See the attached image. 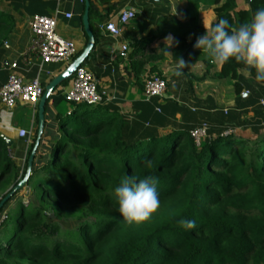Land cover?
Listing matches in <instances>:
<instances>
[{"label": "trees", "instance_id": "trees-1", "mask_svg": "<svg viewBox=\"0 0 264 264\" xmlns=\"http://www.w3.org/2000/svg\"><path fill=\"white\" fill-rule=\"evenodd\" d=\"M12 1L0 0V58L17 24L6 9ZM246 1L250 8L205 0L215 6L212 24L224 18L235 30L264 8V0ZM199 2L188 0L183 20L170 26L176 60L200 57ZM241 69L248 71L231 60L218 76L236 79ZM243 87L235 83L238 95ZM248 89L253 137L208 127L199 143L194 127L159 130L111 117L102 104L74 103L82 112L41 140L27 183L0 209V264H264V106ZM35 141L20 165L0 134V201L24 177ZM124 175L158 179L159 207L140 224H125L116 211L113 189ZM69 217L78 224L64 229ZM181 218L196 227H179Z\"/></svg>", "mask_w": 264, "mask_h": 264}, {"label": "crops", "instance_id": "crops-1", "mask_svg": "<svg viewBox=\"0 0 264 264\" xmlns=\"http://www.w3.org/2000/svg\"><path fill=\"white\" fill-rule=\"evenodd\" d=\"M90 1L89 20L95 35V47L83 66L93 72L98 87L108 92L109 99L102 105L111 117L121 116L131 124H145L159 130L172 126L195 128L204 123L209 130L215 131L232 129L237 133L247 128L256 112V105L249 106L248 96L236 93L235 83L241 81L244 89L256 88L258 100L264 97V83L256 84L248 71L239 70L236 79L220 78L221 65L200 55L196 59L184 60L186 66L182 76L173 75L177 62L171 49L175 35L169 30L172 24L183 20L188 0ZM236 2L239 8H250L246 0ZM214 7L200 0L199 21L202 25H212ZM174 8L175 14L172 13ZM6 9L14 14L17 24L0 58V88L8 79L12 62L17 63L15 71L25 80L40 77L44 86L65 69L59 63L42 62L28 50L33 37L29 20L34 14L56 17L57 32L74 40L79 52L87 44L88 35L83 25L84 0H13L7 3ZM125 9H133L136 17L123 27L120 36H113L100 27L107 21H116ZM67 13H72V17L67 18ZM169 34L174 40L165 48L164 38ZM191 39L192 36L189 37ZM124 44L129 46L127 55L122 54ZM155 70L162 73L167 88L162 97L148 100L144 86L156 74ZM70 84L72 81L69 80L62 83L48 99L41 139L44 145L53 140L62 119L72 112L71 103L66 98ZM20 128L32 130L34 137L37 136L38 106L35 109L31 104L23 103L10 109L0 100V134L6 138L9 151L15 152L21 164L26 141L19 136Z\"/></svg>", "mask_w": 264, "mask_h": 264}, {"label": "built area", "instance_id": "built-area-1", "mask_svg": "<svg viewBox=\"0 0 264 264\" xmlns=\"http://www.w3.org/2000/svg\"><path fill=\"white\" fill-rule=\"evenodd\" d=\"M67 18L72 17V13L66 14ZM136 17L133 9L121 11L117 21L110 20L101 24L100 27L108 31L113 36H120L125 25L129 24ZM29 28L32 32V40L28 50L35 53L42 62L59 63L66 67L79 53L74 40H69L57 32V18L42 14H34L29 20ZM7 44V43H6ZM129 46H122V54L127 55ZM11 73L5 84L0 88L1 102L12 109L18 104H31L35 109L44 93L45 86L40 77L25 80L24 77L15 71L17 63L10 64ZM72 88L66 93V98L73 103H86L89 105L102 104L109 99L108 92L100 89L92 71L85 66H79L73 75ZM167 88V81L164 77L154 74L151 76L145 86L144 92L146 98L162 97ZM250 93L249 89H244L242 95ZM264 105V100L261 99ZM225 112L228 109L224 110ZM208 126L204 123L201 126L191 130V134L200 142L201 137L206 134ZM19 136L25 138L26 151L23 158L25 162L33 142V132L26 128L19 129Z\"/></svg>", "mask_w": 264, "mask_h": 264}, {"label": "clouds", "instance_id": "clouds-1", "mask_svg": "<svg viewBox=\"0 0 264 264\" xmlns=\"http://www.w3.org/2000/svg\"><path fill=\"white\" fill-rule=\"evenodd\" d=\"M172 13L175 14V8ZM203 26L204 33L198 35L193 43V48L199 49L200 55L217 65L231 60L242 63L248 71H254L257 83H264V8H258L250 21L239 24L235 30H230L231 25L224 18L211 26L205 23ZM173 40L171 34L166 36L165 48ZM185 66V61L177 58L173 75L182 76ZM157 184L158 179L154 176L142 179L136 175L121 177L119 184L113 189V196L118 205L116 211L125 224H140L149 220L156 212L160 203ZM176 223L185 230L196 227L193 219L181 218Z\"/></svg>", "mask_w": 264, "mask_h": 264}, {"label": "water", "instance_id": "water-1", "mask_svg": "<svg viewBox=\"0 0 264 264\" xmlns=\"http://www.w3.org/2000/svg\"><path fill=\"white\" fill-rule=\"evenodd\" d=\"M85 2V11L83 14V25L85 32L88 35V41L84 49L77 54V56L70 62L62 72H60L58 75H56L46 86L44 89V93L39 101L38 105V130H37V136L35 145L33 146V149L31 151L29 160H28V167L27 171L24 175V177L19 181V183L0 201V209L3 207L5 202L14 195L17 191H19L25 184L27 183L31 170H32V164L35 157V154L37 152V149L40 145L42 135L44 132V126H45V113H46V105L48 102V99L50 98V95L52 92L60 86L65 81L69 80L75 73L76 69L81 66L86 59H89L91 57V53L94 50L95 47V35L91 29V24L89 20V11H90V0H84ZM76 109V108H75ZM73 109L72 112L75 110ZM71 112V113H72ZM70 113V114H71Z\"/></svg>", "mask_w": 264, "mask_h": 264}, {"label": "rangeland", "instance_id": "rangeland-1", "mask_svg": "<svg viewBox=\"0 0 264 264\" xmlns=\"http://www.w3.org/2000/svg\"><path fill=\"white\" fill-rule=\"evenodd\" d=\"M246 3H247V1H246ZM116 21H117V19H116ZM69 81L71 82L72 81V84H73V76L69 79ZM72 86L73 85H69L68 86V88L70 89V88H72ZM248 89V88H247ZM145 93V92H144ZM251 93H249V94H247V96H249ZM261 99H263L264 100V97H262ZM261 99L259 100V104L260 105H262V106H264L262 103H261ZM67 102V101H66ZM71 103V104H70ZM69 104H70V107L72 108V110L73 109H75V105H74V103L73 102H71V101H69ZM255 106V105H254ZM81 110V108H76L70 115L69 114H67V116H65V118H67V120L69 121V122H71L74 118H75V115H76V113H78L79 111ZM80 112H82V111H80ZM97 116V115H96ZM67 126L68 125H66L65 126V128H67ZM64 128V129H65ZM68 129V128H67ZM236 133V132H235ZM237 133L238 134H241V135H243V136H252L253 137V134H254V132L252 131V128H244V129H241V130H238L237 131ZM196 141H197V139H196ZM198 143V142H197ZM10 154H11V156L15 159V160H19L18 158H16V154H15V152L14 151H10ZM22 162V161H21ZM24 162H22L21 164H23ZM20 164V165H21ZM27 190L28 189H25V190H23L21 193H20V195L21 194H24V193H26L27 192ZM3 216H4V214H3ZM78 224V222H77V220L75 219V217H69L68 219H65V221H63V222H61V225H62V227L64 228V229H72V228H74L76 225Z\"/></svg>", "mask_w": 264, "mask_h": 264}]
</instances>
